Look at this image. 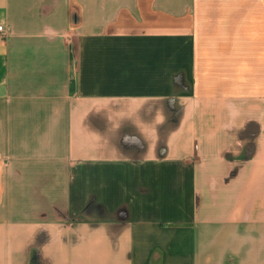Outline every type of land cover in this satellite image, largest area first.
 <instances>
[{
	"label": "crops",
	"instance_id": "1",
	"mask_svg": "<svg viewBox=\"0 0 264 264\" xmlns=\"http://www.w3.org/2000/svg\"><path fill=\"white\" fill-rule=\"evenodd\" d=\"M0 24V264H264V0Z\"/></svg>",
	"mask_w": 264,
	"mask_h": 264
},
{
	"label": "built area",
	"instance_id": "2",
	"mask_svg": "<svg viewBox=\"0 0 264 264\" xmlns=\"http://www.w3.org/2000/svg\"><path fill=\"white\" fill-rule=\"evenodd\" d=\"M0 33H1V35H4V36L7 35V33H8L3 24H0Z\"/></svg>",
	"mask_w": 264,
	"mask_h": 264
}]
</instances>
